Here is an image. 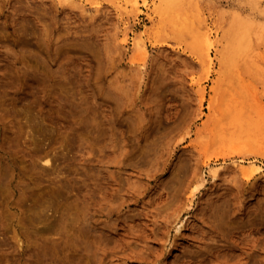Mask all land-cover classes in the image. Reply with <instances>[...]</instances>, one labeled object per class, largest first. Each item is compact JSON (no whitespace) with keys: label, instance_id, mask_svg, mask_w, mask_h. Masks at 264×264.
I'll use <instances>...</instances> for the list:
<instances>
[{"label":"rangeland","instance_id":"obj_1","mask_svg":"<svg viewBox=\"0 0 264 264\" xmlns=\"http://www.w3.org/2000/svg\"><path fill=\"white\" fill-rule=\"evenodd\" d=\"M188 1L0 0V264H264V24Z\"/></svg>","mask_w":264,"mask_h":264},{"label":"bare ground","instance_id":"obj_2","mask_svg":"<svg viewBox=\"0 0 264 264\" xmlns=\"http://www.w3.org/2000/svg\"><path fill=\"white\" fill-rule=\"evenodd\" d=\"M60 1V0H59ZM110 1V0H109ZM132 7L134 10H136L137 12L139 11L140 9V5H143L145 6L148 10L149 8L151 7L152 4V7L153 8V11L160 17L161 19V22H166L168 23V25H173V27H176V28H181L185 31H192L193 27H192V24H194V22L191 20L190 18V15L192 13H188V0H126ZM239 1V0H237ZM244 1V0H243ZM90 2V1H88ZM240 2V1H239ZM92 3V1H91ZM90 3V4H91ZM94 3V2H93ZM97 3V2H96ZM119 3V2H118ZM151 3V4H150ZM238 3V2H236ZM246 4H249L248 6H251L250 8L254 9L255 10V13L258 14L259 16H261V20H257L258 18L255 17L254 15H251V14H247L245 16H242L240 15L239 13H236V15H232V20H230V26L227 27V32H228V36L230 37L231 41L233 42L232 44L234 46H232L231 48H229L227 50V52L225 53V56L224 57H228V55H231L232 54V51L235 49V52H239L241 51L242 53H245V51H242L241 49H246L249 45L248 43L250 42L251 40V36H255V33H256V30L257 28L260 26V23L261 24H264V6H261L259 4V1L258 0H245ZM120 4V3H119ZM192 4H193V1H192ZM245 4V5H246ZM92 5V4H91ZM190 5V4H189ZM213 6V5H212ZM239 6V5H238ZM94 7V6H93ZM143 7V8H145ZM193 7V6H192ZM249 8V10H250ZM151 10V8H150ZM149 10V11H150ZM190 10V9H189ZM199 10V9H198ZM220 10V9H219ZM218 10V11H219ZM200 11V10H199ZM213 11V9H212ZM148 12V11H147ZM192 12V11H191ZM222 12V11H221ZM230 12V11H229ZM234 12V11H233ZM213 13V12H212ZM226 13V11H225ZM232 13V12H231ZM197 14V13H196ZM201 14V13H200ZM220 14V13H219ZM146 15V14H145ZM222 15V14H221ZM220 15V16H221ZM176 16H178L177 19H180V21H178L179 23L176 24L175 21H176ZM206 15H204V18H205ZM242 16V17H240ZM150 17V16H149ZM192 17V16H191ZM197 17V15H196ZM201 17V16H200ZM194 18V17H193ZM204 18H201L203 19L201 22H203V29H201V31H199V35H198V38L201 45H202V49H203V56H204V62L206 64H211L212 61V53L213 51V48L216 46V41L213 40V37H215L218 33L217 29L214 30V26L212 27L211 25L212 24H209L211 21H209V23L205 22ZM223 18V17H222ZM124 18H122L123 20ZM153 19V18H152ZM215 20V19H214ZM197 22V21H196ZM218 22V21H216ZM198 23V22H197ZM214 23V21H213ZM220 23V22H219ZM209 24V25H208ZM217 24V23H216ZM168 25L166 24V26L168 27ZM201 25V24H199ZM196 26V25H195ZM164 27V26H163ZM216 27V26H215ZM221 27V26H220ZM171 28V27H170ZM197 28V27H196ZM225 29V31H226ZM196 30V29H195ZM259 30V29H258ZM263 30V29H261ZM224 32V30H222ZM260 31V30H259ZM124 32V30H123ZM196 32V31H195ZM194 32V33H195ZM222 32V33H223ZM258 33V32H257ZM187 34V33H186ZM198 34V32H197ZM264 34V33H263ZM183 35V34H182ZM260 35V33L258 34ZM126 36V35H125ZM138 36V34H137ZM141 36V35H140ZM193 36V35H192ZM191 36V37H192ZM226 36V35H225ZM179 38V36H177ZM185 37V35H184ZM223 37V36H221ZM227 37V36H226ZM261 37V35H260ZM263 37V36H262ZM176 38V37H175ZM187 38V37H186ZM189 38V37H188ZM187 38V39H188ZM195 39V42L197 41V39L195 37H192ZM228 38V37H227ZM258 39V38H257ZM218 40V38H217ZM229 40V38H228ZM227 40V41H228ZM256 40V39H255ZM189 41V40H188ZM226 41V40H225ZM252 41V40H251ZM144 42V41H143ZM182 42V41H181ZM198 42V41H197ZM219 42V41H218ZM224 42V41H223ZM189 43V42H188ZM226 43V42H225ZM145 44V43H144ZM153 44V43H152ZM159 44V43H158ZM253 43H251L252 45ZM181 45V44H180ZM190 45V44H189ZM191 45H192V42H191ZM255 45V44H254ZM195 46V45H194ZM197 46V45H196ZM148 47V46H147ZM253 47V46H252ZM251 47V48H252ZM136 48L137 49H141V52L144 53H147V50L145 47H142V43L140 42V40H138L136 42ZM192 48V47H191ZM194 48V47H193ZM196 48V47H195ZM197 49V48H196ZM137 51V50H136ZM149 51V50H148ZM248 51V50H247ZM253 51V50H252ZM240 52V53H241ZM249 52V51H248ZM140 53V52H139ZM239 53V54H240ZM241 53V54H242ZM134 54V53H133ZM142 54V53H141ZM238 54V53H237ZM252 54V53H251ZM138 55V54H137ZM143 55V54H142ZM148 55V54H147ZM250 55V54H248ZM149 56V55H148ZM247 56V55H246ZM144 57V56H142ZM245 57V55H244ZM249 57V56H247ZM240 58V57H239ZM143 59H146V58H143ZM142 59V60H143ZM232 59V57H231ZM144 61V60H143ZM210 66V65H209ZM212 66V64H211ZM260 169H262L261 167H255L253 168L252 171H259ZM248 170V169H246ZM250 172V171H249ZM245 174H249V173H245ZM214 176H216V171H214ZM250 175V174H249ZM195 189V188H194ZM198 189V188H196Z\"/></svg>","mask_w":264,"mask_h":264}]
</instances>
